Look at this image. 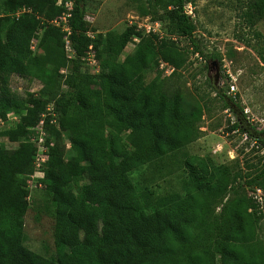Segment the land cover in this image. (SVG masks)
I'll return each mask as SVG.
<instances>
[{
    "label": "trees",
    "instance_id": "16d2710c",
    "mask_svg": "<svg viewBox=\"0 0 264 264\" xmlns=\"http://www.w3.org/2000/svg\"><path fill=\"white\" fill-rule=\"evenodd\" d=\"M57 1L0 0L6 12L31 10L18 19L0 18V119L10 112L18 117L4 133L18 147L9 154L0 147V264H264L256 233L262 215L244 190L238 193L241 187L259 190L264 202L263 159L243 177L201 160L189 163L183 195L152 199L133 182L132 174L140 175L142 167L170 158L196 138L200 110L189 111L177 92L168 94L154 81H141L158 61L181 69L185 59L180 51L155 35L142 37L135 27L120 35L93 33L92 40L85 1L78 0L69 19L75 55L67 59L64 33L50 24L63 12ZM188 2L152 0L150 7L160 10L154 14L166 24L167 34L203 55L185 10ZM242 16L250 26L263 20L264 0H249ZM39 30L36 53L31 42ZM135 35L140 37L136 48L118 62ZM90 44L100 62L97 75L85 71L81 61ZM66 62L76 65L66 77L68 90L61 92L59 71ZM13 76L39 81L41 88L18 95L10 88ZM224 106L235 115L230 130L264 150V131L249 127L231 98ZM42 115L48 160L43 187L31 191L27 182L36 149L30 129ZM59 132L68 135L66 149L57 142ZM77 182L83 183L72 185ZM39 192L53 204L55 259L24 246V216ZM209 203H219L220 211L209 214Z\"/></svg>",
    "mask_w": 264,
    "mask_h": 264
},
{
    "label": "rangeland",
    "instance_id": "374dc122",
    "mask_svg": "<svg viewBox=\"0 0 264 264\" xmlns=\"http://www.w3.org/2000/svg\"><path fill=\"white\" fill-rule=\"evenodd\" d=\"M84 1L92 33L102 37L108 32L120 35L128 27H135L142 37L155 35L176 47L185 59L181 69L173 70L168 64L158 61L157 67L143 74L141 81L144 84L154 81L168 94L177 92L189 111L200 110L193 142L164 161L142 167L140 175L132 174L139 191L145 190L152 199L183 195L184 181L189 176L187 164H195L198 160L209 168H226L231 176L239 173L242 177L250 174L258 161H264V150L258 149L240 131L230 130L235 115L224 106V101L231 98L233 108L240 115L242 113L249 127L264 131V19L253 26L244 20L242 14L249 0H188L185 10L195 24L196 43L203 55L195 53L184 39L167 34L166 24L158 19L160 10L150 7L152 0ZM0 8H3L1 2ZM40 34L41 30L35 37ZM139 41V36H133L117 61L122 62L126 55L131 54ZM74 65L66 62L67 67L59 71L61 92L68 90L69 84L65 81ZM10 88L24 96L26 93H38L41 84L13 76ZM103 103L107 104L105 98ZM14 125L0 127V147L6 154L18 147L17 143H10L4 136ZM125 137L126 133L123 134ZM57 140L63 148H68L66 133L59 132ZM237 181L243 185V179ZM239 189V194L245 191L254 200L258 215H262L256 233L264 247V202L261 194L242 187ZM34 198L24 216V246L45 258L55 259L53 204L44 192L37 193ZM207 208L209 214H217L221 205L209 203Z\"/></svg>",
    "mask_w": 264,
    "mask_h": 264
},
{
    "label": "built area",
    "instance_id": "2783aa9c",
    "mask_svg": "<svg viewBox=\"0 0 264 264\" xmlns=\"http://www.w3.org/2000/svg\"><path fill=\"white\" fill-rule=\"evenodd\" d=\"M78 0H58L57 6L61 7L63 9V12L60 16L56 17L53 21L50 22L51 25L59 28L61 32L64 33V49L66 53L67 59H73L74 58V50L71 46V42L69 39V36L71 34V28L69 25V19L71 18V12L73 10V7L75 5V2ZM31 10L27 9L25 7L17 8L13 12H6L3 11L0 8V18L3 17H13L15 19H18L20 16L24 14H30ZM85 20L89 22V17L86 15ZM149 32V29H148ZM88 38L94 39L95 35L92 32L87 33ZM40 35H37L31 42V50L36 51V47L38 44V39ZM81 61L83 63L84 69L90 74V75H97L100 70V62L96 57V51L94 50L93 44H90L88 46L87 51L85 52V55L81 58ZM47 111L51 112L50 109L47 108ZM54 116V114H51ZM44 116L42 115V118L39 120L38 125L34 126L30 129L32 132L30 136V141L33 143L36 154H35V162H34V171L29 176V180L27 182L28 189L29 190H35V189H41L43 187L40 180L44 178V165L48 160L47 152L48 148L45 146V130H44ZM18 121V117L15 115L14 112H10L6 115V119L2 120L0 119V127L7 126V128L10 125H14ZM49 146L52 147L53 144L49 143ZM69 147V145H68ZM257 192L260 193L259 190Z\"/></svg>",
    "mask_w": 264,
    "mask_h": 264
},
{
    "label": "water",
    "instance_id": "95a60500",
    "mask_svg": "<svg viewBox=\"0 0 264 264\" xmlns=\"http://www.w3.org/2000/svg\"><path fill=\"white\" fill-rule=\"evenodd\" d=\"M213 64H215V63L213 62Z\"/></svg>",
    "mask_w": 264,
    "mask_h": 264
}]
</instances>
